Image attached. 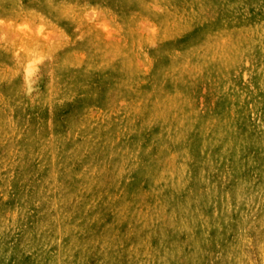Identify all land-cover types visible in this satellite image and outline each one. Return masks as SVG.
I'll return each instance as SVG.
<instances>
[{
  "label": "rangeland",
  "instance_id": "374dc122",
  "mask_svg": "<svg viewBox=\"0 0 264 264\" xmlns=\"http://www.w3.org/2000/svg\"><path fill=\"white\" fill-rule=\"evenodd\" d=\"M0 264H264V0H0Z\"/></svg>",
  "mask_w": 264,
  "mask_h": 264
}]
</instances>
